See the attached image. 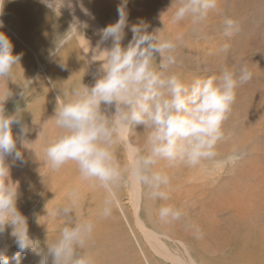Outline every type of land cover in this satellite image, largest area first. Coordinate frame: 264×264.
<instances>
[{
    "label": "bare ground",
    "instance_id": "bare-ground-1",
    "mask_svg": "<svg viewBox=\"0 0 264 264\" xmlns=\"http://www.w3.org/2000/svg\"><path fill=\"white\" fill-rule=\"evenodd\" d=\"M120 4L121 0H72L71 8L56 13L41 0H5L0 31L11 39L13 54L22 58L11 79L0 81V86L12 93L4 102L5 111L14 106L9 115L21 113V125L13 124L12 132L25 163L13 156L5 162L12 181H19L18 195L36 204L28 216L30 236L40 247L56 238L64 221L54 218L51 210L64 204L68 190L78 186L80 199L71 215L95 221L87 249L95 264H264V0H218L199 24L190 18L172 23L177 0H128L129 26L143 20L148 31L158 30L161 37L181 35L175 70L184 82L241 64L252 73V79L236 89L215 156L195 166H169L167 161L155 166L169 176L167 200L152 202L140 189L122 186L112 215L100 218L104 191L83 181L73 162L59 171L44 162L43 149L57 131L51 120L56 106L80 80L89 87L95 83L100 62L91 60L92 49L100 41L99 30L118 19ZM229 18L240 24V31L230 38L224 35ZM73 24L80 35L57 50L59 39ZM125 33L122 46L132 37L128 28ZM225 44L230 46L227 52L221 50ZM99 46L110 47L111 41ZM21 126L29 131L22 133ZM133 131L132 141L146 150L147 131L142 125ZM117 157L123 162L119 149ZM162 205L178 209L180 219L162 221ZM19 211L23 214L26 207ZM5 230L0 247L14 239L11 227ZM33 254L22 256L20 264H27ZM6 255L9 264H16L13 255Z\"/></svg>",
    "mask_w": 264,
    "mask_h": 264
},
{
    "label": "clouds",
    "instance_id": "clouds-1",
    "mask_svg": "<svg viewBox=\"0 0 264 264\" xmlns=\"http://www.w3.org/2000/svg\"><path fill=\"white\" fill-rule=\"evenodd\" d=\"M217 2L177 0L171 21L177 24L190 18L193 24H199L217 7ZM4 3L5 0H0V15ZM41 3L56 13L72 7V0H41ZM127 3L128 0H121L118 19L99 30L100 41L92 49L91 57L93 62H100L98 78L91 87L80 80L69 90L67 98L60 99L51 118L56 134L43 149L44 162L52 171L73 162L83 181L104 191L100 218L112 215L122 186L140 189L152 202L167 200L164 189L169 185V176L155 166L160 161H167L169 166H195L202 159L215 156L214 149L222 139V126L235 102L236 89L252 79L251 71L241 64L238 69L224 68L219 75L206 74L190 83L184 82L175 70L179 66L181 35L161 37L158 30L148 31L149 24L143 20L129 26ZM126 28L132 37L122 46ZM239 31L238 21L225 20L226 37ZM79 35L77 25H71L59 39L57 50ZM108 41L110 47L99 46ZM13 47L8 35L0 31V81L11 79L22 58L13 54ZM229 47L225 44L221 50L227 52ZM87 48L89 51L88 41ZM11 95L8 87L0 86V234L6 226L11 227L10 236L17 247L12 258L20 264L22 254L32 251L41 255V252L38 241L29 235L26 217L16 206L19 181H12L5 162L6 157L13 156L25 163L17 149L18 138L12 132L13 124L21 125V113L9 115L4 108ZM137 125L147 131L143 151L131 138ZM20 130L29 131L26 126ZM117 149L123 154V162L117 157ZM79 199V188L73 186L68 190L66 202L51 210V215L62 219L64 224L56 238L47 241L41 264H95L87 251L94 237L95 221L71 215ZM158 215L167 222L180 219L181 212L172 205H162ZM8 248L7 244L0 247V264H9Z\"/></svg>",
    "mask_w": 264,
    "mask_h": 264
},
{
    "label": "rangeland",
    "instance_id": "rangeland-1",
    "mask_svg": "<svg viewBox=\"0 0 264 264\" xmlns=\"http://www.w3.org/2000/svg\"><path fill=\"white\" fill-rule=\"evenodd\" d=\"M13 109H10L9 108V112L6 110L5 112H6V114H10V112L12 111H15L16 110V107H12ZM29 198V197H28ZM28 198H25V196H22V195H18V198H17V202H16V206H17V208H18V210H20V209H24L25 207H26V211L25 212H23V214L22 215H24L25 217H26V219H27V223H28V229H29V231H30V228H31V226H32V224L31 223H29V218H28V216H29V211L30 210H33L34 208H35V203H32L33 201H28ZM26 199V200H25ZM35 204V205H34ZM26 205V206H25ZM34 205V206H33ZM33 206V207H32ZM7 230V229H6ZM5 230V231H6ZM31 232V231H30ZM29 235H30V233H29ZM36 238V237H35ZM34 240H36L37 241V239H34ZM5 244H7V245H9L10 247H9V249L11 250V251H7L6 252V254H10V255H14L16 252H17V247L15 246V243H14V239L13 240H6V242H5ZM38 245H40V241H38ZM46 246L47 245H45L44 247H40L39 246V250H40V252H41V255H37V254H33L34 256L32 257V258H29V260H28V263L27 264H30V263H33V261H34V263L33 264H41V259H42V255H43V252L46 250ZM32 253V251H29V252H27L26 254H31ZM26 254H22L21 255V257L22 256H24V255H26ZM21 259V258H20ZM38 259V260H37ZM24 260H25V258H24ZM37 260V261H36Z\"/></svg>",
    "mask_w": 264,
    "mask_h": 264
}]
</instances>
